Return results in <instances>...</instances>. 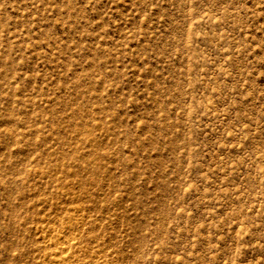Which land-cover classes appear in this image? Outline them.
<instances>
[{
	"label": "rangeland",
	"instance_id": "374dc122",
	"mask_svg": "<svg viewBox=\"0 0 264 264\" xmlns=\"http://www.w3.org/2000/svg\"><path fill=\"white\" fill-rule=\"evenodd\" d=\"M0 264H264V0H0Z\"/></svg>",
	"mask_w": 264,
	"mask_h": 264
}]
</instances>
